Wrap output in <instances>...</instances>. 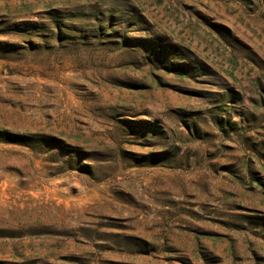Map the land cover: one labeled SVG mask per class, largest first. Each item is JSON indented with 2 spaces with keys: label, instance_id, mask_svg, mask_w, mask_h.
<instances>
[{
  "label": "rangeland",
  "instance_id": "1",
  "mask_svg": "<svg viewBox=\"0 0 264 264\" xmlns=\"http://www.w3.org/2000/svg\"><path fill=\"white\" fill-rule=\"evenodd\" d=\"M0 264H264V0H0Z\"/></svg>",
  "mask_w": 264,
  "mask_h": 264
}]
</instances>
